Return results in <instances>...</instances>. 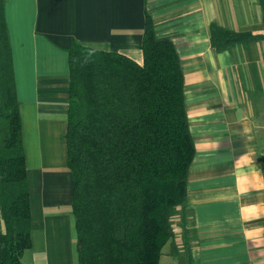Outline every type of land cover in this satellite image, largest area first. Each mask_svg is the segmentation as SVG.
<instances>
[{"label":"crops","instance_id":"1","mask_svg":"<svg viewBox=\"0 0 264 264\" xmlns=\"http://www.w3.org/2000/svg\"><path fill=\"white\" fill-rule=\"evenodd\" d=\"M146 14L175 44L185 76L196 146L186 223L194 264H264V0H4L31 249L46 264H77L58 238L70 234L73 201L68 50L80 42L142 63ZM215 28L226 32L220 41ZM162 264L181 263L166 253Z\"/></svg>","mask_w":264,"mask_h":264},{"label":"trees","instance_id":"2","mask_svg":"<svg viewBox=\"0 0 264 264\" xmlns=\"http://www.w3.org/2000/svg\"><path fill=\"white\" fill-rule=\"evenodd\" d=\"M224 33L215 28L213 40ZM142 51L138 63L80 42L68 50L65 140L77 264H162L166 253L194 264L185 219L196 146L185 76L175 44L156 35L148 14ZM31 230L20 101L0 0V264H23Z\"/></svg>","mask_w":264,"mask_h":264},{"label":"rangeland","instance_id":"3","mask_svg":"<svg viewBox=\"0 0 264 264\" xmlns=\"http://www.w3.org/2000/svg\"><path fill=\"white\" fill-rule=\"evenodd\" d=\"M189 216H190V213H189V210H187L186 211V219H185L186 223L188 221V217ZM70 220H71L70 234L65 232L64 236H62L61 234L58 233V238L60 240L59 241L60 246H62L63 249H65V253L68 250H70L69 246L71 247V249H72L71 251L74 252L75 260H76V254H75V229H74V222H73L72 213L70 215ZM181 222H182L181 217L177 216L176 219H175V228L177 230V233H181L182 234ZM189 233L190 232H188V235H189ZM178 240H181L180 234L178 235ZM39 255H40V253H37V252L33 253L32 249H29L28 251H26V253H25L24 257H23V264H46V262L41 261V259L45 260L46 257L43 256V255H41V257H40Z\"/></svg>","mask_w":264,"mask_h":264}]
</instances>
